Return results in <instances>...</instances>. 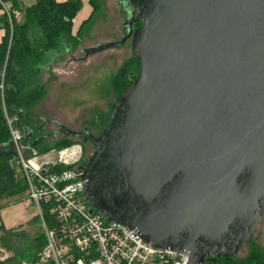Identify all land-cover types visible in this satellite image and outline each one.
Listing matches in <instances>:
<instances>
[{
    "label": "water",
    "instance_id": "obj_1",
    "mask_svg": "<svg viewBox=\"0 0 264 264\" xmlns=\"http://www.w3.org/2000/svg\"><path fill=\"white\" fill-rule=\"evenodd\" d=\"M118 3L121 39L83 60L131 42L139 74L90 137L85 199L192 264L235 256L264 218V0Z\"/></svg>",
    "mask_w": 264,
    "mask_h": 264
},
{
    "label": "rangeland",
    "instance_id": "obj_2",
    "mask_svg": "<svg viewBox=\"0 0 264 264\" xmlns=\"http://www.w3.org/2000/svg\"><path fill=\"white\" fill-rule=\"evenodd\" d=\"M73 22L74 37H77L82 29L80 45L74 51L71 47L69 52L60 51L58 55L61 58L56 59L55 66L43 73L41 78L47 94L36 113L39 126L44 127L43 136L46 140L39 148L51 150L43 154L38 149L35 150L39 154L40 163L43 162L51 168L67 167L72 171L81 172L83 164L92 157L94 147L91 143L84 145L75 138L65 137L60 128L74 132H81L86 128L91 135L99 137L113 105L126 86L131 85L134 78H137L139 67L133 59L131 42L126 43L121 50H107L83 60L84 49L96 48L121 39V27L125 21L118 0H102L101 12L91 19L84 20L79 27L74 26ZM30 37L32 40L40 39V31L32 30ZM14 169L22 177L16 163ZM27 194L26 192L21 197L20 203L24 202ZM21 210L24 211L21 213L26 219L36 213L32 206L24 209L21 204H11L0 211L4 225L13 224L14 215L20 214ZM31 221L14 230L24 233L28 237L27 240H32L31 237L36 238L39 234L44 236L42 221L37 217ZM45 221L52 223L47 216ZM1 235L0 231V238ZM257 249L264 254V218L250 242L236 258H248Z\"/></svg>",
    "mask_w": 264,
    "mask_h": 264
},
{
    "label": "trees",
    "instance_id": "obj_3",
    "mask_svg": "<svg viewBox=\"0 0 264 264\" xmlns=\"http://www.w3.org/2000/svg\"><path fill=\"white\" fill-rule=\"evenodd\" d=\"M90 5L91 19L101 12L102 0H90ZM81 8L79 0L65 4H58L55 0H36L34 5L22 11L23 16L15 24L11 42L8 27L4 24L6 33L0 43V85L3 86V89H0V210L6 208L12 199L21 202V197L27 192L25 181L14 169L16 152L11 144L8 119L13 120V127L23 135L26 144L34 141L32 148L38 149L42 154L51 150L39 148L46 140L43 133H40L36 113L47 94L41 78L43 73L55 66L56 59L61 58L58 55L60 51L69 52V47L74 51L80 45L82 29L77 37H74L72 22ZM32 30H39L41 38L32 40L30 37ZM133 59L138 63L134 57ZM128 87L130 85H127L125 90ZM50 169L56 173L70 170L67 167ZM45 211L51 222L48 209L45 208ZM0 231L2 232L0 249L10 254V257L0 264L36 262L45 246L44 236L39 234L38 237L27 240L28 237L24 233L6 229L3 225L0 226ZM237 255L216 256L206 264H264V254L258 249L245 259L236 258Z\"/></svg>",
    "mask_w": 264,
    "mask_h": 264
},
{
    "label": "built area",
    "instance_id": "obj_4",
    "mask_svg": "<svg viewBox=\"0 0 264 264\" xmlns=\"http://www.w3.org/2000/svg\"><path fill=\"white\" fill-rule=\"evenodd\" d=\"M14 1L0 0L10 42L23 16ZM12 123L8 119L16 164L27 185L23 204L35 208L44 230L45 246L34 264H192L188 256L158 251L134 231L94 215L84 196L82 171L52 172ZM45 208L52 223L45 221ZM9 257L0 249V262Z\"/></svg>",
    "mask_w": 264,
    "mask_h": 264
},
{
    "label": "crops",
    "instance_id": "obj_5",
    "mask_svg": "<svg viewBox=\"0 0 264 264\" xmlns=\"http://www.w3.org/2000/svg\"><path fill=\"white\" fill-rule=\"evenodd\" d=\"M58 4H65L68 3L72 0H55ZM81 2L82 8L80 10V12L78 13V15L76 16V18L74 19V26L79 27L82 22L86 19H88L91 16L92 13V7L90 5V0H79ZM32 5H34V1L33 0H15L14 1V6L16 9H19L21 11L31 7ZM5 28H4V22H3V15H2V11L0 9V43L3 39V37L5 36ZM42 164L46 165L45 163L41 162ZM17 199H12L10 200V203L8 204V206H10L11 204H21L23 206L24 209H26V207L24 206L23 203H18L16 202ZM7 206V207H8ZM1 211V210H0ZM21 212H24L23 210L20 211V214H15L14 215V219L15 221L13 222V224L11 225H4V221L2 218V214L0 215V221L2 223V225L6 228V229H14L20 226H24L26 224H28V222H30L32 219H34L36 217V213L34 215L31 216V218L26 219ZM1 213V212H0Z\"/></svg>",
    "mask_w": 264,
    "mask_h": 264
},
{
    "label": "flooded vegetation",
    "instance_id": "obj_6",
    "mask_svg": "<svg viewBox=\"0 0 264 264\" xmlns=\"http://www.w3.org/2000/svg\"><path fill=\"white\" fill-rule=\"evenodd\" d=\"M49 124H51V123H49ZM43 130H44V127L43 126H41L40 127V133L42 134L43 133ZM60 132L62 133V131H61V128H60ZM74 132V131H73ZM75 133H77V134H80L79 136H77V135H75V136H71V135H64L65 137H72V138H75V139H77L78 141H80L82 144H87V143H91L92 145H93V147H94V153H95V150H96V146H95V144L91 141V139H90V137L92 138V139H94V140H97V139H99L100 137H101V135L99 136V137H94L93 135H91V133H89V130L88 129H86V128H83L82 129V131L81 132H75ZM103 133V132H102ZM94 153H93V155H94ZM92 155V156H93ZM90 160V159H89ZM89 161H87V163H88ZM86 163V164H87ZM85 164V165H86ZM209 260H214V259H212V258H209L208 259V261L206 262V263H208L209 262ZM205 263V264H206Z\"/></svg>",
    "mask_w": 264,
    "mask_h": 264
},
{
    "label": "bare ground",
    "instance_id": "obj_7",
    "mask_svg": "<svg viewBox=\"0 0 264 264\" xmlns=\"http://www.w3.org/2000/svg\"><path fill=\"white\" fill-rule=\"evenodd\" d=\"M11 144H12L13 149H14V151H15V147H14V143H13V141H12V138H11Z\"/></svg>",
    "mask_w": 264,
    "mask_h": 264
}]
</instances>
